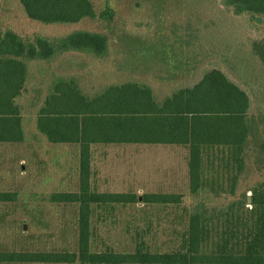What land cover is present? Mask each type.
<instances>
[{
  "label": "trees",
  "instance_id": "1",
  "mask_svg": "<svg viewBox=\"0 0 264 264\" xmlns=\"http://www.w3.org/2000/svg\"><path fill=\"white\" fill-rule=\"evenodd\" d=\"M166 1L171 0L0 5V144H23L33 128L49 143L77 146L80 152L79 191L51 198L78 205V252L0 253V262L264 264V183L251 189V196L235 198L251 137L264 117L253 114L249 92L219 67L216 52L205 49L206 37L194 21L148 18L135 24L140 29L135 33L126 28L133 23L118 18L121 6L144 4L151 11ZM221 4L264 26V0ZM83 24L98 29L46 33ZM254 49L264 62V43ZM145 145L187 151L189 196L198 201L189 205L175 193L99 191L92 147ZM210 194L235 199L210 208L203 198ZM14 199L0 192V203ZM130 208L137 213L125 221ZM119 225L131 241L128 251L105 239V232ZM165 235L168 250L160 244Z\"/></svg>",
  "mask_w": 264,
  "mask_h": 264
},
{
  "label": "rangeland",
  "instance_id": "2",
  "mask_svg": "<svg viewBox=\"0 0 264 264\" xmlns=\"http://www.w3.org/2000/svg\"><path fill=\"white\" fill-rule=\"evenodd\" d=\"M5 1L0 0V5ZM221 1L171 0L166 1L168 4H157L151 11L144 4L142 7L121 6L118 18L133 23L134 26L126 28L135 33L140 30L135 24L148 18L151 22L161 19L167 22L185 21L186 18L194 21L195 28L200 29L199 34L206 37L205 49L210 53L216 52L212 56L218 60L219 67L225 69L252 97L253 114L264 117V62L254 49L255 44L264 43V26L246 16H235L222 6ZM90 25L83 24L68 30L54 28L46 33L58 35L72 29H98L94 24ZM38 30H35L36 33H40ZM134 40L137 41V37ZM116 46L123 49L122 45ZM232 51L235 54L229 55ZM263 119H259V130L251 137L247 152L248 167L241 177L235 198L251 196L250 190L264 183ZM91 151L94 178L100 192H134L139 196L175 193L183 194L189 205L198 201L189 196L188 153L181 147L96 146ZM79 153L77 146L49 143L33 128H30L28 140L23 144H0V192L15 195L13 201L0 203V253L78 252L79 207L53 203L51 198L58 193L79 191ZM203 198L211 201L207 202L210 208L221 207L235 199L212 194ZM136 213L134 208L127 209L122 218L133 221ZM166 233H169L168 230ZM105 236L118 251H128L132 247L122 225L111 233L105 232ZM161 238L162 249L168 250L169 237L165 235Z\"/></svg>",
  "mask_w": 264,
  "mask_h": 264
},
{
  "label": "water",
  "instance_id": "3",
  "mask_svg": "<svg viewBox=\"0 0 264 264\" xmlns=\"http://www.w3.org/2000/svg\"><path fill=\"white\" fill-rule=\"evenodd\" d=\"M249 202H251V198H249Z\"/></svg>",
  "mask_w": 264,
  "mask_h": 264
}]
</instances>
